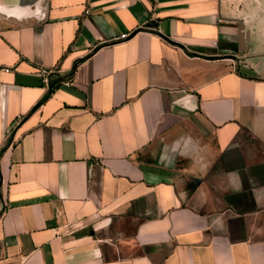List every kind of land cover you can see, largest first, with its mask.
Instances as JSON below:
<instances>
[{
  "label": "crops",
  "instance_id": "obj_1",
  "mask_svg": "<svg viewBox=\"0 0 264 264\" xmlns=\"http://www.w3.org/2000/svg\"><path fill=\"white\" fill-rule=\"evenodd\" d=\"M0 6V262L264 264V0Z\"/></svg>",
  "mask_w": 264,
  "mask_h": 264
},
{
  "label": "built area",
  "instance_id": "obj_2",
  "mask_svg": "<svg viewBox=\"0 0 264 264\" xmlns=\"http://www.w3.org/2000/svg\"><path fill=\"white\" fill-rule=\"evenodd\" d=\"M85 12H87V9H85ZM127 34L126 33H122L120 35L121 38H124L126 37ZM5 70H8L7 68H5ZM40 73L42 74V81L45 85H48L49 84V81L52 79V75L56 73V70H49V69H46L44 67L40 68ZM70 81V77L65 79L64 81H62L63 83L65 84H68ZM0 264H12V263H9V262H5V261H2L0 262Z\"/></svg>",
  "mask_w": 264,
  "mask_h": 264
},
{
  "label": "clouds",
  "instance_id": "obj_3",
  "mask_svg": "<svg viewBox=\"0 0 264 264\" xmlns=\"http://www.w3.org/2000/svg\"><path fill=\"white\" fill-rule=\"evenodd\" d=\"M3 11H5V9L2 7V6H0V12H3ZM14 13H12V12H9L8 13V15H13ZM23 17L22 16H17V19H22Z\"/></svg>",
  "mask_w": 264,
  "mask_h": 264
},
{
  "label": "trees",
  "instance_id": "obj_4",
  "mask_svg": "<svg viewBox=\"0 0 264 264\" xmlns=\"http://www.w3.org/2000/svg\"><path fill=\"white\" fill-rule=\"evenodd\" d=\"M58 79H56V81H57ZM56 81H54V79H51L50 81H49V84H48V89H51L53 86H54V84H55V82Z\"/></svg>",
  "mask_w": 264,
  "mask_h": 264
}]
</instances>
